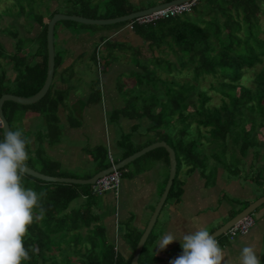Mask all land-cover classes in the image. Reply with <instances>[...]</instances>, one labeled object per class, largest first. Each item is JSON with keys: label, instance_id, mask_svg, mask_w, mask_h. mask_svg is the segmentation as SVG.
I'll return each instance as SVG.
<instances>
[{"label": "trees", "instance_id": "trees-1", "mask_svg": "<svg viewBox=\"0 0 264 264\" xmlns=\"http://www.w3.org/2000/svg\"><path fill=\"white\" fill-rule=\"evenodd\" d=\"M46 1H48L46 8L49 13L48 18H45L43 13L35 12L42 6L38 0H14L13 7L18 9L19 17L26 15L25 5L32 7L27 16L31 15L34 18L33 25L37 24L40 27L37 38L41 43L40 48L45 53L44 67L27 65L23 74L10 84L3 75H0V98L4 94L29 98L36 95L43 87L48 69V23L55 14L111 19L147 8H137L131 0H110L108 3L110 9L103 16L98 14L97 6L93 8L89 6V0H63L64 6L62 0ZM169 1L173 0L163 2ZM153 6L155 4L148 8ZM0 13L5 14L6 11ZM262 14H264V0H199L191 13L134 27L133 32L143 39L144 45L136 48L116 42L117 44L112 48L113 52L109 53L112 59H115L116 54L131 55L138 67H141L139 71L138 69L133 71L136 77L135 89L138 93L135 89L128 92L123 113L130 120L149 121L148 131L155 135L152 142L166 141L175 150L177 169L182 161L193 169L201 164V157L205 156L203 138H207L212 153L218 152L219 155L214 157L218 159L219 165H223L222 162L226 163L230 140L234 144L230 164L236 165V169L233 170L235 176L240 172L241 175L242 172L244 173V167H247L244 161L250 153L253 154L255 170L252 173L245 170L244 178L258 185L257 188L261 193L259 197L264 195V164L259 167L256 165L260 157L264 158L261 154L264 151V136L262 137L264 38L261 37L260 24ZM127 24L128 22L121 23L115 25V28ZM85 26L88 29L97 28V26ZM11 32L12 30L9 34H13ZM111 44L113 42L106 41L98 45L92 54L94 61L98 58V51L105 49L106 46L109 50ZM18 48L20 50L23 45L19 44ZM143 49H148L151 57L141 61ZM156 52L160 55L156 56ZM170 54L175 56V62L168 58ZM60 63L61 58L56 54V67ZM111 63L106 66H110ZM151 65L154 67L151 68ZM258 65H262L259 70H257ZM251 70L255 71L253 78L247 75ZM159 71H165L168 76L162 78ZM208 76L215 80L210 83L209 91L220 95L219 104H214V97L210 95L208 89L202 88V81ZM182 78L184 79L181 80ZM152 82L155 84L154 87ZM159 83L165 85L166 89ZM92 96L100 101V90L97 88L95 95L92 93ZM50 98L49 90L42 100L33 105L25 106L12 101L4 104V114L11 126L13 161L35 169L32 162H23L22 158L16 160V157L21 155V150L27 149L25 138L17 137L15 132L16 114L20 111L46 113L50 134H53L55 129L51 121L54 109ZM194 125L198 138L188 139L190 129ZM202 130L207 135L204 136ZM55 134H58V131ZM127 146L123 139L120 147ZM138 151L140 150L137 148L127 147L121 157L125 159ZM158 152H163L169 157L168 152L163 148L151 151L147 155H156ZM221 154L223 157L220 156ZM95 157L97 161L103 162L106 152L98 148ZM41 160L38 161L42 166L39 172L52 177H63L58 171L57 163L45 160L41 162ZM126 168L127 166L123 170ZM217 169L214 168L216 172ZM178 176L177 170L169 198L181 195L180 189L177 188ZM91 188V185L44 182L8 167L4 159L3 130H0V264H40V259L45 262L47 252L54 247L52 236L62 231L56 230L57 225L62 226L63 223L68 222L69 224L63 225L62 228H68L69 232L78 230V227L71 226L79 224L80 220L77 221L71 215L65 214V211L79 197L90 198L96 195L92 193ZM19 194L27 201L20 202L21 210L15 212L10 197ZM247 206L248 204L245 205ZM235 214L237 213L233 215ZM139 239L140 236H137L135 241L138 242ZM105 264L126 263L119 254L112 252Z\"/></svg>", "mask_w": 264, "mask_h": 264}, {"label": "crops", "instance_id": "crops-1", "mask_svg": "<svg viewBox=\"0 0 264 264\" xmlns=\"http://www.w3.org/2000/svg\"><path fill=\"white\" fill-rule=\"evenodd\" d=\"M131 1L138 4L140 0ZM39 33L36 27L33 33H25L31 44L19 50L16 38L0 30V49L4 53V56L0 53V59L7 58L8 62L7 67L0 68V75L7 83H13L22 75L27 65L44 67L45 53L40 48ZM56 35L60 54L56 53ZM109 40L136 48L144 45L143 39L125 26L108 30L87 29L83 33L66 24H56L55 53L60 56L61 63L55 68L50 88L54 109L51 122L55 131L50 134L46 113L20 111L16 114L15 132L17 137L25 138L27 150L21 151L32 155L34 159L27 158L31 164L39 161L36 157L41 154V161L58 164L61 176L89 179L110 166V154L118 163L123 160L121 155L127 147L141 150L156 142L149 140V134L141 130L143 126L148 131L150 123L147 119L130 120L123 113L127 99L119 94L117 80L124 72L133 70L131 67H124L122 61L107 66L100 101L87 88L91 82L84 74L89 69L87 55L91 57L97 44ZM80 89H84L83 93ZM107 121L111 122H108L109 126ZM124 135H131L135 140L133 144L120 147ZM98 148L106 152L103 162L95 157ZM147 154L127 166L117 192L90 198L81 196L80 209L68 213L83 222L71 226L78 230H73L76 234L67 242L70 252L53 248L47 252L45 262L39 260L40 264H105L112 252L119 254L126 264H131L140 239L135 240L137 236L142 237L170 173L169 157L163 152ZM214 180L210 186L208 178L199 170L188 167L186 176L178 179L181 195L168 197L144 246L140 264L167 261L193 250L241 212L239 210L245 205L259 198L236 178L219 174ZM227 194L231 196L228 200ZM234 198L245 200L233 202ZM258 214L262 220L246 235H224L206 245L196 257L179 264H264V210ZM89 247L92 249L87 250ZM97 248H101L102 253L95 252Z\"/></svg>", "mask_w": 264, "mask_h": 264}, {"label": "rangeland", "instance_id": "rangeland-1", "mask_svg": "<svg viewBox=\"0 0 264 264\" xmlns=\"http://www.w3.org/2000/svg\"><path fill=\"white\" fill-rule=\"evenodd\" d=\"M109 1L110 0H89V6L92 7V8L97 6L98 7V14L104 16V15L107 14V12L110 9V7L108 5ZM163 1L164 0H140L138 4H136L135 2L134 3L132 2V4L135 7H137V8H142V7H147L148 8V6H150V5H154L155 4V6H156V4L163 3ZM38 3L41 4L42 6L39 7V10L38 11L36 10L35 12L39 13V14L43 13L46 16L45 18H48L49 13H48V11L46 9L48 7V1H46V0H38ZM13 4H14V0H1V2H0V12L6 11V13L5 14L4 13H0V30H5V32L8 33V35H10L9 33L12 30V32H13L12 35H13L14 38H16V42H18V44H20V45L22 44L23 47H28L29 44H31V43L29 42V40H27V38L25 37L24 34L27 33V32L33 33L35 27H36L37 30H40V27L37 24L33 25V20L32 19H34V18H32L31 15L27 16V14L31 11L32 7H29L28 5H25V7H26V15L25 16L23 15V16L19 17L18 14H17V10L18 9L14 8ZM62 4L64 6L63 0H62ZM8 7H11L12 9H7ZM60 10H62V7H60ZM59 23L60 24H66L67 27H69L70 29H72L74 31H78L79 30L80 32H83V33L85 31H87V29H88L85 25H82L80 23L73 22V21H60ZM260 24L262 26L261 37L264 38V14L260 15ZM32 25H33V29H32ZM124 26L125 25H119L118 28H122ZM112 27L115 28V25H111V26H97V28L101 29V30L112 29ZM125 27H127V26H125ZM55 42H56V49H57L56 53L60 54L59 50H61V49H60V45H59V42H58V36L57 35L55 36ZM110 42L111 43L113 42V44H111L109 50H107V48H106L107 46H106L105 49H100L98 51L99 55H97L98 58L96 59V61H94L93 55H91V57H89V54L87 55L88 56L87 67H89V69H87L84 72V74L91 81L87 88L91 89L93 91V95H95V93L97 91V88L100 90V92H102V90L104 88L102 86L103 76H104L105 72L107 71L106 70L107 69L106 65L111 63V61H112V63L110 64V67H111L114 63L122 61L124 67H128V68L131 67V69H133L131 71L124 72L117 80V86H118L119 94L125 100L128 97L127 96L128 92H131L132 89L137 88V87H135L136 77H134L135 73L133 71H136L137 69L139 71V68H141V67H138L134 57H132L131 55L130 56H126L124 54H116L115 59L114 58L112 59L111 57H109V53L111 54V52H113L112 48H113L114 44L118 43V42L116 43V41H114V40H111ZM98 45L99 44H97L95 46V48ZM32 47H34V46H32ZM2 50L0 49V53L4 56V53L1 52ZM128 52H130V51H128ZM131 52H133V50ZM167 52H168V50L166 51V53ZM155 55L159 56L160 54L158 52H156ZM150 57H151L150 51L148 49H143L142 50L141 61L147 60ZM168 58L170 59V61H173V62L176 61L175 56L172 55V54H170L168 56ZM6 59H0V68L4 69L5 67L8 66V64H7L8 62L6 61ZM84 60H85V58H84ZM100 60L104 63L105 70L102 71L101 75L99 76L100 68H99L98 63H99ZM261 66L262 65H258V69L257 70H259L261 68ZM110 67H109V69H110ZM150 67L153 68L154 66L151 65ZM97 73H98V75H97ZM159 74L161 75L162 78H166L168 76L165 71H159ZM254 74H255V71H252V70L247 72V75L249 77H252V78H253ZM183 79L184 78H182L181 80H183ZM213 81H215V80L211 76H208L205 80L202 81V85H203L202 88H206L209 91L210 83L213 82ZM248 83H249V81L247 82V84ZM159 84L164 86V88L166 89L165 85H163L162 83H159ZM154 86H155V84L152 82V87H154ZM80 90H81V93H83L84 89H80ZM135 91H136V93H138L136 89H135ZM209 92H210V95H212L214 97L213 103L214 104H219L220 103V98H221L220 95L215 93V92H213V91H211V90ZM158 98H159V100H161L159 96H158ZM164 99L165 98L163 97L162 100H164ZM193 100L196 101V99H193ZM108 122L111 124L110 121H107V124H108ZM108 126H109V124H108ZM141 128H142L141 130H145V131H143V133L146 132V134H149L150 138H148V139L149 140H153L154 134L153 133H148V131H146L145 127H143V126H141ZM202 132H203L204 136L207 135L204 130H202ZM175 133H177V131ZM126 135H124V140L129 146V145L133 144V140L134 139H133V137L131 135L130 136H126ZM263 136H264V132L262 134V137ZM134 138H136V137H134ZM191 138H194V139L198 138V133H197L195 125L192 126V128L190 129V134H189L188 139H191ZM202 143H203V148H204L203 153H205L206 157L205 156L201 157V164L198 167H196V171L199 170L202 173V175L204 174L203 176L208 178V182H209L210 186L213 185V180L216 178V175L218 176L219 174H222L225 177H229V178H232V179L236 178V179L240 180L242 185L244 186V188L248 189V191H251L254 197H259L261 195V193L259 192V189L257 188L258 185L254 181H251L249 179H245L244 178V176H246L245 175V170H248L250 173H252L255 170L254 167H253L254 157H253L252 153H250L247 156L246 160L244 161V164L247 166V167H244V173L242 172V175H241V172H240V174L235 176L233 174V170L236 169V165L235 164L234 165L230 164L231 156H232L231 155V152H232L231 150L234 148V144L232 143V141H230V140L228 141L227 159H226V163L222 162L223 165H221V164L219 165L218 164L219 163L218 159L216 160V158L214 156L215 155L217 156L219 154H218V152L212 153V151H211L212 148L209 145V142H207V138L206 139L203 138L202 139ZM26 152H28V151H24V152L21 151L20 152L21 155L16 157V160L22 158V160H24L23 162H25V161H27V158L30 159V160L34 159V158H31L32 155L30 156L29 153H26ZM263 153H264V151H262V153H261L263 155V157H264ZM220 156L223 157L222 154ZM36 158L41 160V159H43V155L40 154ZM206 158H207V160H206ZM37 162L34 161V166L36 168V171H40L42 166H39V164H38L39 162L38 163ZM256 163H257L256 164L257 167H259L260 165H263L264 164V158L260 157V159ZM22 164H24V163H22ZM191 164L193 166H195L194 163H191ZM188 167H189L188 163L183 162V161L181 162V164L179 165V168H178V171H179L178 179L183 178V177L186 176V171H187ZM214 168H218L217 172L214 170ZM228 169H229V171H228ZM215 186H216V184H215ZM20 195L21 194L10 197L12 199V201H13L12 204H13V207L15 209V212H19L21 210L20 202H26L27 201V199H24V197L20 196ZM31 195H32V193H31ZM230 197L231 196L229 194H227V200ZM243 200H245V199H243ZM243 200L234 198L233 202H237V201L240 202V201H243ZM251 200H253V197H252V199H250V201ZM86 201L88 202L89 200H86ZM82 203H83V198L82 197H79L78 199L74 200L73 203H71L70 206L68 207V209L65 211V214L70 213L71 210L80 209ZM262 210H264V207L260 208L258 211H256L252 215V217L256 221V225H257V223L259 221L262 220V219H259V217H258V215H259L258 212L262 211ZM80 223L83 224L82 219H81ZM68 224H69L68 222L63 223V225H68ZM63 225L62 226H58V225L56 226V230L57 231H60V230H62V231L59 232L58 235L52 236V243L54 244L53 248H55V249L58 248L59 249V247H60V248H62L63 251L70 252V249L68 247L67 242L70 241L72 239V237H74V234H76V233H75V231L69 232L67 230L68 228H66V227L62 228ZM210 243H212V242H210ZM91 249L92 248L89 247L87 250H91ZM83 250H86V249H83ZM98 251H99V253H102V249L101 248L95 249V252H98Z\"/></svg>", "mask_w": 264, "mask_h": 264}, {"label": "water", "instance_id": "water-1", "mask_svg": "<svg viewBox=\"0 0 264 264\" xmlns=\"http://www.w3.org/2000/svg\"><path fill=\"white\" fill-rule=\"evenodd\" d=\"M188 0H173L169 2H163L156 6L139 10L136 12H133L131 14L117 17V18H111V19H90L83 16H77V15H69L64 13H57L55 14L52 19L48 23V30H47V46H48V69H47V77L45 80V83L41 90L34 96L29 98H23L18 97L16 95L12 94H4L0 98V120L3 125V139H4V159L5 164L12 168L20 171L21 173L34 177L36 179H39L44 182L49 183H65V184H74V185H93L99 178H102L110 173H112L115 169H123L135 160L141 158L147 153H150L151 151H154L159 148H163L168 152L169 155V163H170V173H169V179L168 183L166 185V188L161 196V199L142 235L140 238V241L136 247L135 253L133 255V259L131 264H140L139 259L141 257L142 251L144 249V246L155 227L158 217L165 206V203L169 197L170 191L174 185L175 178L177 176V167H178V161H177V155L175 150L168 145L166 141H159L155 142L153 144L148 145L147 147L141 149L140 151L132 154L131 156L123 159L122 161H119L114 166L110 165L108 168H106L103 171L98 172L93 177L89 179H76V178H66V177H52L49 175H45L39 171H36L25 164L18 163L16 161L12 160L11 156V126L9 124V121L7 120L5 114H4V104L6 102L12 101L14 103L20 104V105H33L37 103L38 101L42 100L49 92L53 79L55 74V68H56V53H55V42H54V34H55V26L60 21H73L77 22L83 25H91V26H111V25H118L121 23H127L137 17H141L144 15L151 14L155 11H158L160 9L170 7L172 5L181 4ZM264 207V195L262 197H259L254 202L250 203L246 208H244L241 212H239L237 215H235L233 218L228 220L222 227L217 229L214 233H212L207 239H205L200 245L195 247L193 250L172 258L167 261H162L159 263L154 264H179L181 262H184L186 260H189L191 258L196 257L200 251L208 245L210 242L215 241L219 237L225 235L228 230L236 225L239 221H241L244 217L248 215H253L256 211H258L260 208Z\"/></svg>", "mask_w": 264, "mask_h": 264}, {"label": "built area", "instance_id": "built-area-1", "mask_svg": "<svg viewBox=\"0 0 264 264\" xmlns=\"http://www.w3.org/2000/svg\"><path fill=\"white\" fill-rule=\"evenodd\" d=\"M199 0H188L181 4L172 5L170 7H166L155 11L151 14L144 15L141 17H137L128 22L126 25L127 28L131 31L134 30V27L137 25H148L155 21L162 20V19H169L174 18L177 16H181L185 13H191L198 3ZM99 74L101 75L102 71L105 70L104 63L100 60L99 63ZM3 129L2 122L0 120V130ZM109 160L111 165H115V161L113 156L109 155ZM126 170L123 169H115L112 173L99 178L93 185H91V191L93 194L101 195L107 192H117L121 185V180ZM256 225L255 219L252 215H248L244 217L241 221H239L236 225L232 226L226 235L230 236H239V235H246L249 231Z\"/></svg>", "mask_w": 264, "mask_h": 264}, {"label": "clouds", "instance_id": "clouds-1", "mask_svg": "<svg viewBox=\"0 0 264 264\" xmlns=\"http://www.w3.org/2000/svg\"><path fill=\"white\" fill-rule=\"evenodd\" d=\"M124 169V168H123ZM226 235V234H225Z\"/></svg>", "mask_w": 264, "mask_h": 264}]
</instances>
